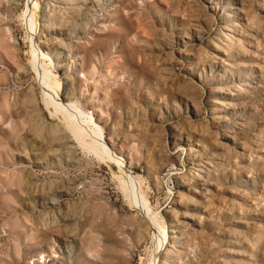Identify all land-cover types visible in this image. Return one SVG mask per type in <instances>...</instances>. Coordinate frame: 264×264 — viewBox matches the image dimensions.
Here are the masks:
<instances>
[{
	"label": "rangeland",
	"instance_id": "rangeland-1",
	"mask_svg": "<svg viewBox=\"0 0 264 264\" xmlns=\"http://www.w3.org/2000/svg\"><path fill=\"white\" fill-rule=\"evenodd\" d=\"M0 264H264V0H0Z\"/></svg>",
	"mask_w": 264,
	"mask_h": 264
},
{
	"label": "bare ground",
	"instance_id": "bare-ground-1",
	"mask_svg": "<svg viewBox=\"0 0 264 264\" xmlns=\"http://www.w3.org/2000/svg\"><path fill=\"white\" fill-rule=\"evenodd\" d=\"M65 107L68 109V110H74L73 109V107L74 106H72L71 104H69V103H67V104H65ZM101 139H103V138H101ZM102 144L104 145L105 143L104 142H102ZM164 234V233H163ZM162 248V246H159V248H158V253H161L160 252V249ZM172 251V250H171Z\"/></svg>",
	"mask_w": 264,
	"mask_h": 264
}]
</instances>
